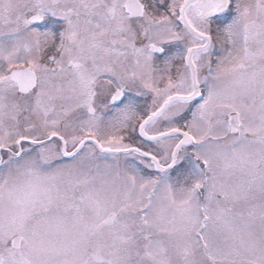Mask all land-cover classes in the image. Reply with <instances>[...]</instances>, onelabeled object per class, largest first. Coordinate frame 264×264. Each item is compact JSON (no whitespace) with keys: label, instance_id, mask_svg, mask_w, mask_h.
Segmentation results:
<instances>
[{"label":"snow or ice","instance_id":"obj_1","mask_svg":"<svg viewBox=\"0 0 264 264\" xmlns=\"http://www.w3.org/2000/svg\"><path fill=\"white\" fill-rule=\"evenodd\" d=\"M0 264H264V0H0Z\"/></svg>","mask_w":264,"mask_h":264}]
</instances>
